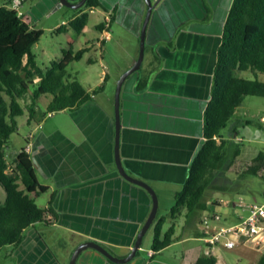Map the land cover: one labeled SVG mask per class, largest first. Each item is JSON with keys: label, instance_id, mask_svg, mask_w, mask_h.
Wrapping results in <instances>:
<instances>
[{"label": "crops", "instance_id": "0c3cea01", "mask_svg": "<svg viewBox=\"0 0 264 264\" xmlns=\"http://www.w3.org/2000/svg\"><path fill=\"white\" fill-rule=\"evenodd\" d=\"M67 1L75 4L80 0ZM99 2L104 9L81 7V13L102 18L92 24L95 34L83 43L77 39L80 35L85 37L88 22L80 34L68 27V23L80 15L76 10L68 8L73 14L53 29L64 26L66 30L62 33L73 31L77 38L69 35L66 42H71V46L67 43V49L72 48L73 52L84 49L86 52L80 60L86 59L87 65L98 63L100 71L95 70V79L86 83V87L82 86L90 98L75 110L48 115L37 126H27L23 118L19 126L24 130L18 133L22 144L12 151L14 156L22 149L29 154L36 179L46 188L35 202L42 198L43 205H37L40 208H46L51 202L55 220L51 221L52 216H48L51 223H36L26 228L17 246L0 249V264H68L74 250L85 242H95L113 256L125 258L151 211L148 193L124 180L114 162L115 88L119 77L138 57L140 30L147 8L143 0ZM231 2L159 0L147 26L140 69L122 85L120 160L130 176L155 191L159 205H167L164 202L169 200L174 203V195L185 182L188 168L204 142L203 112L210 98L217 49ZM57 5L58 0H0V7L8 6L29 20L25 6L29 7L30 15L39 16L38 12L58 9ZM111 14L114 18L109 25L97 30L95 26L108 20ZM116 27L125 34H115ZM120 37L127 39L118 61L107 44H118ZM60 57L44 60L42 64L46 67ZM140 84H144L142 90H138ZM98 87L102 90L92 95ZM238 111L236 109L235 118L225 131L228 138L242 142V146L246 138L264 140L263 135L244 134L246 127L241 125L242 121L248 120L258 128L262 127L261 122L250 118L241 121ZM239 157L235 164L243 161H239ZM219 199L213 197L208 208ZM229 205L224 203L220 208L221 226L235 224L247 215V211ZM168 213H159L157 209L156 217ZM195 220L196 217L187 223L182 217L168 218L163 231L174 227L172 242L155 254L150 250L151 245L143 244L149 230L152 242L150 226L135 257L123 264H194L201 254L210 253L198 227L201 221L196 223ZM210 254L216 264H220L215 255ZM75 264L115 263L93 249H86Z\"/></svg>", "mask_w": 264, "mask_h": 264}, {"label": "trees", "instance_id": "16d2710c", "mask_svg": "<svg viewBox=\"0 0 264 264\" xmlns=\"http://www.w3.org/2000/svg\"><path fill=\"white\" fill-rule=\"evenodd\" d=\"M83 8L104 9L99 0H86ZM83 8L76 10L79 17L68 23L78 34L84 30L90 16L87 12L81 13ZM113 18L111 14L95 28L101 30ZM64 30L66 28L60 26L54 32ZM42 35V31L31 27L28 18L8 6L0 7V249L17 246L26 228L36 223H51L48 216H52L51 221L55 220L51 202L46 208L38 207L35 202L46 188L38 183L29 154L22 149L8 159L10 136L18 135L19 121L23 118L27 126H37L48 115L75 110L90 98L67 72L70 64L79 61L86 50H63L60 59L45 67L32 52ZM67 43L71 46V42ZM216 55L210 98L203 112L204 142L188 168L185 182L174 195L169 213L156 217L151 225L153 254L172 242L174 227L163 231L168 218L182 217L189 223L201 217L200 213L209 209L206 198L228 191L227 186L233 184L227 173L241 153L242 142H234L225 131L245 97L264 98L261 78L264 77V0H232ZM143 87L144 84H140L138 90ZM101 90L102 87L96 88L92 95ZM41 97L49 100L44 110L36 104ZM261 118L259 122L264 123ZM241 125L247 127L251 122L244 120ZM24 144L27 145V139ZM261 169H264V150L247 162L237 178H263L258 174ZM223 180L226 181L224 186L219 182ZM194 264H216V259L210 253H203ZM256 264H264V251Z\"/></svg>", "mask_w": 264, "mask_h": 264}, {"label": "rangeland", "instance_id": "374dc122", "mask_svg": "<svg viewBox=\"0 0 264 264\" xmlns=\"http://www.w3.org/2000/svg\"><path fill=\"white\" fill-rule=\"evenodd\" d=\"M61 7V8H60ZM57 8H48L45 11L38 12L39 16H32L29 12V7L25 6L24 12H27L28 17L30 18L31 27L35 30H40L43 32V35L40 41L32 47V52L36 55L38 62L41 64L44 63V60H54L55 57H60L62 54V50L67 49V38L70 36L76 37L73 31L69 33H54L53 29L59 25L61 20H68V18L73 14V11L60 6ZM225 12H223V16ZM102 20L101 17L95 15H91L88 21V26L84 31L85 37L80 35L78 36V41L84 42L85 39L91 35L95 34V31L92 27V24L98 23ZM113 31V27L111 26V32ZM123 33V34H121ZM115 34L124 35L125 32L123 29L116 27ZM77 38V37H76ZM127 37H120V42L117 44L116 42L107 44L109 46L112 55H114L118 61L121 59V52L126 45ZM123 47V48H122ZM92 54L91 56H93ZM118 61H116L118 63ZM115 67V66H114ZM113 68V66H112ZM100 71L98 63L88 64L86 63V59H82L80 61L73 62L68 68V74L75 78L82 86L86 87V83H90L92 78L95 79L96 71ZM117 70V68H115ZM113 71H115L113 69ZM114 75L111 74V78ZM264 81V77H261ZM112 84V83H111ZM47 102V98L41 97L37 101V106L40 110L45 109V104ZM239 109V118L241 120L250 118L252 121L255 119H260L264 116V98L259 97H245ZM23 120V119H22ZM20 120L19 123L22 121ZM261 130L255 125H249L246 127L244 134H248L250 137L263 135L264 138V123H261ZM24 128L19 126L18 133L23 132ZM243 135V134H240ZM19 144H22L21 139L18 135H11L8 143V159L10 160L13 156L12 151L15 150ZM261 150H264V140L258 141L254 138H246L244 140V145L241 147V155L239 157V161L243 160L242 163L234 164L231 171L227 173V177L233 180L232 186L228 187L227 192H217L213 193L206 198V202L208 203L213 197H220L223 200V205L231 204L229 206L235 208H245L248 205L259 204L264 201V169L259 171V175L263 178L255 177V176H243L241 179H238V175L242 170L245 169L247 162L254 158L257 153ZM242 164V165H241ZM222 186L225 184V180L219 181ZM256 198V201L253 199ZM243 202V205H238L237 202ZM164 204H158L159 213L166 212L170 210L173 205V201L169 200V202H164ZM210 204V203H209ZM37 205L42 206L43 200L38 199ZM211 206V204H210ZM165 207V208H164ZM213 209H208L205 212H201L200 215L202 217V221L205 218H208L212 213ZM221 215V212H220ZM223 217V215L221 216ZM201 221V222H202ZM196 223L200 222L199 218H196L194 221ZM198 223L199 230H203L204 225ZM222 219L218 222H209L208 228H218L222 225ZM151 230H149L144 239L143 244L148 243V246L151 245ZM149 241V242H148ZM264 251V248H260V250H256V248L250 244H242L237 245L233 249H225L222 244H218L213 248V253L215 257L218 259L220 264H253L257 257H260Z\"/></svg>", "mask_w": 264, "mask_h": 264}, {"label": "water", "instance_id": "95a60500", "mask_svg": "<svg viewBox=\"0 0 264 264\" xmlns=\"http://www.w3.org/2000/svg\"><path fill=\"white\" fill-rule=\"evenodd\" d=\"M143 1L146 5L147 9H146V14H145V17L143 19L141 30H140L138 57H137L136 61L134 62V64L119 77L117 84H116L115 93H114V119H115L114 162H115V166H116V169L118 171V174L124 180L128 181L129 183H131L133 185H136V186L142 188L143 190H145L148 193V195L151 198V203H152L151 211L148 215L146 222L144 223L141 230L139 231V233L136 237L135 243H134V245H133V247H132V249H131V251L127 257L119 259V258L113 256L109 251H107L100 244H97L95 242H85V243L80 244L74 250L68 264H75L76 259L79 256V254L86 249H93V250L97 251L102 256H104L108 261L115 263V264H123V263H127V262L131 261L135 257L136 253L139 251L143 236L145 235L146 231L152 225L153 221L155 220L156 214H157L158 199H157V195H156L155 191L149 185H147L143 181H140L136 178H133L132 176H130L125 171L124 167L122 166L120 156H119V151H118L119 125H120V123H119V98H120L121 88H122V85H123L125 79L127 77H129L130 75H132L133 73L138 72L140 69V66H141V63L143 60V55H144L145 36H146L147 26H148V23H149L151 14H152V10L154 9V7L156 6V4L159 0H157L154 3H152L151 0H143ZM85 2H86V0H80L79 2H77L75 4H71L67 0H58V7L65 6L67 8L77 10V9L83 7Z\"/></svg>", "mask_w": 264, "mask_h": 264}, {"label": "built area", "instance_id": "2783aa9c", "mask_svg": "<svg viewBox=\"0 0 264 264\" xmlns=\"http://www.w3.org/2000/svg\"><path fill=\"white\" fill-rule=\"evenodd\" d=\"M264 122V118H261ZM243 205V202H237ZM223 200L219 199L211 204L210 209H214L213 213L201 222L204 225L202 230L204 242L209 252L218 244H222L225 249H233L237 245L250 244L260 250L264 248V201L259 204L241 207L242 211H247V215L242 217L235 224L220 226L216 229L207 227L209 222L220 221V208Z\"/></svg>", "mask_w": 264, "mask_h": 264}]
</instances>
